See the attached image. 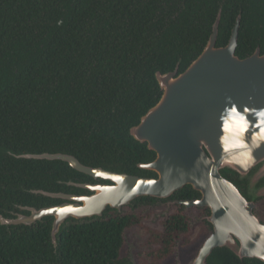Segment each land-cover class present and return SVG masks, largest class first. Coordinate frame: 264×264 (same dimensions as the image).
<instances>
[{"label": "trees", "instance_id": "trees-1", "mask_svg": "<svg viewBox=\"0 0 264 264\" xmlns=\"http://www.w3.org/2000/svg\"><path fill=\"white\" fill-rule=\"evenodd\" d=\"M220 8L216 46L227 44L240 15L235 54L245 58L256 47L263 54L264 0H0V213L60 201L32 190L89 193L66 182H104L63 160L16 156L22 153L69 154L87 166L155 177L138 164L156 153L130 129L162 95L156 72L184 71L205 47ZM222 173L245 193L236 172ZM199 196L185 185L168 199ZM168 199L141 196L133 204ZM178 206L161 230L149 232L158 245L151 264L191 234ZM51 223L45 216L34 225L0 226V264H132L120 256L123 234L142 225L136 213L106 208L103 216L68 218L54 247ZM206 264L264 262L216 247Z\"/></svg>", "mask_w": 264, "mask_h": 264}, {"label": "water", "instance_id": "water-1", "mask_svg": "<svg viewBox=\"0 0 264 264\" xmlns=\"http://www.w3.org/2000/svg\"><path fill=\"white\" fill-rule=\"evenodd\" d=\"M220 14L202 52L182 72H156L162 95L130 134L156 153L138 167L155 177L118 173L82 164L63 153H22V158L63 160L75 170L105 182L78 184L91 194L69 195L34 190L64 202L35 208L22 206L20 214L1 223L32 225L52 216L50 236L56 246L60 226L68 219L102 216L106 208L118 211L141 196L169 198L185 185L200 193L191 200L172 201L206 207L212 230L188 264H206L216 247H227L240 258L264 262V223L254 211L264 198V53L257 48L240 58L235 54L239 17L224 46H216ZM231 170L246 181L245 193L222 173Z\"/></svg>", "mask_w": 264, "mask_h": 264}, {"label": "rangeland", "instance_id": "rangeland-1", "mask_svg": "<svg viewBox=\"0 0 264 264\" xmlns=\"http://www.w3.org/2000/svg\"><path fill=\"white\" fill-rule=\"evenodd\" d=\"M131 206V205H130ZM142 205L136 209L124 207L118 213H136L140 216L142 225H132L123 234L124 242L121 247L120 256L129 259L132 264H151V251H156L158 245L152 240L149 232L151 229L159 231L162 229L161 222L170 214L178 211L176 204L172 202H157ZM204 207L183 208V213L188 217L191 234L182 235L175 239L173 251L169 256L156 264H188L197 254L204 238L210 233L204 225L203 220L207 216ZM261 220H264V198L257 201L254 210ZM212 230V229H211Z\"/></svg>", "mask_w": 264, "mask_h": 264}, {"label": "flooded vegetation", "instance_id": "flooded-vegetation-1", "mask_svg": "<svg viewBox=\"0 0 264 264\" xmlns=\"http://www.w3.org/2000/svg\"><path fill=\"white\" fill-rule=\"evenodd\" d=\"M218 14H220V16H221V8L219 9V11H218ZM217 14V15H218ZM239 17V25H240V15L239 16H237V18ZM217 18V17H216ZM236 18V19H237ZM220 21V20H219ZM235 23H236V21H235ZM214 24V23H213ZM235 25V24H234ZM218 27H219V24H218ZM234 27V26H233ZM212 28H213V25H212ZM239 30V29H238ZM212 33V32H211ZM211 35V34H210ZM217 36H218V34H217ZM208 41V40H207ZM259 49V47H256V49ZM255 49V50H256ZM260 50V49H259ZM85 174V173H84ZM94 180H98V179H94ZM105 182V181H104ZM67 183V185H70V186H73V187H77V188H83V187H80L78 184H82V183H80V182H72V181H67L66 182ZM94 183H101V182H98V181H96V182H94ZM94 183H83V184H94ZM83 189H86V188H83ZM86 190H88V189H86ZM34 190H32V192H33ZM43 191H45V190H43ZM89 191V190H88ZM47 192H50V191H47ZM34 193V192H33ZM50 193H64V194H69V195H87V194H91V192L89 191V193L87 192H85V193H76V192H50ZM36 194H41V193H36ZM45 196V195H44ZM48 197H50V196H48ZM51 198H54V197H51ZM54 199H58V200H60V201H58V202H56V203H53V204H51V205H49V206H53V205H58V204H61V203H64V202H74V201H72V200H67V199H64V198H54ZM157 199H159V198H157ZM166 199H168V198H166ZM135 200V199H134ZM134 200L131 202V206L133 207V208H137V207H141L142 208V205H144L145 206V204H142V203H138V204H136V205H134L133 203H134ZM172 201H177V200H170V199H168V200H166V201H160V200H158L157 202H172ZM157 202H154V203H157ZM154 203H152V204H154ZM151 204V205H152ZM130 205H125V206H123L122 208H124V207H131ZM177 206L179 205V204H176ZM22 206L24 207V206H27V205H21V206H19V207H17L16 206V208H17V210L16 209H12V210H5V213H6V215H2L1 213H0V216L1 217H3V218H5V219H7V220H12V219H15V217H17V215H20V214H28L29 213V211L28 210H25V209H22ZM143 206V207H144ZM121 208V209H122ZM106 210V209H105ZM105 210L103 211V214H102V216L104 215V212H105ZM118 211V210H117ZM119 212V211H118ZM208 215V214H207ZM52 217V216H51ZM44 218V217H43ZM42 218V219H43ZM41 219V220H42ZM205 219V218H204ZM41 220H39V221H41ZM52 221H53V217H52ZM263 223H264V221L263 220H261ZM38 221H36L35 223H33L32 225H34V224H36ZM18 225H20V224H18ZM0 226L2 227V226H4L5 227V229L6 230H9L12 226H17L16 224H11V223H8V224H5V223H1V221H0ZM162 227V226H161Z\"/></svg>", "mask_w": 264, "mask_h": 264}]
</instances>
